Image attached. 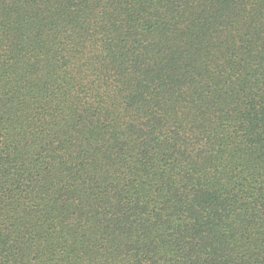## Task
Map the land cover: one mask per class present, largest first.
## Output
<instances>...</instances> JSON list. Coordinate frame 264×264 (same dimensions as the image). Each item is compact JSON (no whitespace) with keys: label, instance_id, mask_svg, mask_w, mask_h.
<instances>
[{"label":"trees","instance_id":"trees-1","mask_svg":"<svg viewBox=\"0 0 264 264\" xmlns=\"http://www.w3.org/2000/svg\"><path fill=\"white\" fill-rule=\"evenodd\" d=\"M0 264H264V0H0Z\"/></svg>","mask_w":264,"mask_h":264}]
</instances>
